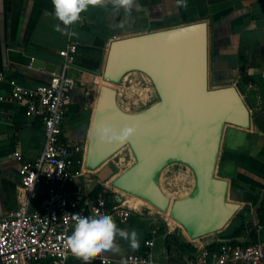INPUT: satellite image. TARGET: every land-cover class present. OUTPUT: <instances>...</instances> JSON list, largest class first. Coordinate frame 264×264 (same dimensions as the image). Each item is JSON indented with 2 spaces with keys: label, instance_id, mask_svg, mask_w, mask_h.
<instances>
[{
  "label": "crops",
  "instance_id": "obj_1",
  "mask_svg": "<svg viewBox=\"0 0 264 264\" xmlns=\"http://www.w3.org/2000/svg\"><path fill=\"white\" fill-rule=\"evenodd\" d=\"M52 12V0H0V97L10 94L12 80L27 88L47 84L63 65L59 52L71 40L78 42L77 59L68 72L74 84L63 138L84 145L85 159L100 88L106 84L103 72L110 46L118 39L206 22L209 85L236 87L251 113L249 128L226 126L219 153L217 175L229 183V201L240 206L230 223L220 232L191 240L183 228L170 226L154 212L131 208L129 220L117 218L116 223L129 233L136 231L138 246L117 236L118 250L105 251L114 260L110 264H127L128 254L143 251L148 239L153 240L156 264H188L210 242L231 236L243 224L242 239L264 240L258 217L264 201V0H132L130 9L114 0H97L81 13L82 23L68 26L77 33L71 37L56 30L61 22ZM43 148L42 119L28 117L21 104L0 100V219L26 200L19 170L23 161L39 158ZM109 161L94 171L85 168L79 183L93 192L98 185L112 191L107 185L116 173ZM43 200L36 196L30 208H38ZM65 264L101 262L70 256Z\"/></svg>",
  "mask_w": 264,
  "mask_h": 264
},
{
  "label": "water",
  "instance_id": "obj_2",
  "mask_svg": "<svg viewBox=\"0 0 264 264\" xmlns=\"http://www.w3.org/2000/svg\"><path fill=\"white\" fill-rule=\"evenodd\" d=\"M130 72L145 74L159 100L136 113L123 110L118 91L100 88L89 136L85 168L94 171L128 146L135 163L111 186L142 198L179 222L191 240L222 231L240 206L228 199L229 183L217 175L226 126L247 129L251 113L234 86L211 88L208 25L196 22L111 43L103 78L117 85ZM102 121L131 125L125 139L103 140L94 129ZM170 164H183L195 177L192 192L173 202L159 183ZM118 202H123L116 195Z\"/></svg>",
  "mask_w": 264,
  "mask_h": 264
},
{
  "label": "built area",
  "instance_id": "obj_3",
  "mask_svg": "<svg viewBox=\"0 0 264 264\" xmlns=\"http://www.w3.org/2000/svg\"><path fill=\"white\" fill-rule=\"evenodd\" d=\"M77 22L82 23L84 16ZM79 43L71 40L59 52L63 65L51 74L47 84L27 88L15 80L11 92L0 100L21 104L28 117L41 118L44 125V148L36 160L23 161L19 170L21 188L26 200L0 219V264H65L72 252L67 237L74 224L75 212L96 214L107 212L115 222L126 223L132 209L124 202L108 200L105 192H93L79 183L85 172V146L71 145L63 138L64 123L74 84L69 69L76 62ZM42 195L36 209L31 201ZM141 252L129 253L127 264H156L153 240L144 243ZM84 259V258H83ZM101 264L114 260L105 251L93 258ZM92 260V259H91ZM264 262V240L224 243L216 251L201 249L188 264H261Z\"/></svg>",
  "mask_w": 264,
  "mask_h": 264
},
{
  "label": "clouds",
  "instance_id": "obj_4",
  "mask_svg": "<svg viewBox=\"0 0 264 264\" xmlns=\"http://www.w3.org/2000/svg\"><path fill=\"white\" fill-rule=\"evenodd\" d=\"M52 15L61 23H57V31L69 37L77 35L68 26L80 20L81 13L97 0H52ZM115 4L131 8L132 0H114ZM185 3L186 0H177ZM135 128L131 125H118L111 121H102L95 129V135L103 140L125 139L132 135ZM73 230L67 237V243L73 253L81 255L85 260H91L103 251H116L119 245L116 237L130 239L133 246H138L137 233L132 230L121 229L111 214L101 212L96 214L75 212L73 215Z\"/></svg>",
  "mask_w": 264,
  "mask_h": 264
},
{
  "label": "rangeland",
  "instance_id": "obj_5",
  "mask_svg": "<svg viewBox=\"0 0 264 264\" xmlns=\"http://www.w3.org/2000/svg\"><path fill=\"white\" fill-rule=\"evenodd\" d=\"M105 85L112 86L118 91V103L120 107L130 113L140 112L159 100L150 78L140 72L128 73L122 82L117 85ZM210 87L212 88L213 86L210 85ZM110 160L109 162L113 164L115 175H119L135 163V158L128 146L122 148ZM114 176L108 181L107 189L112 190L115 194H121L127 199V194L112 188L110 185L111 179L114 178ZM159 183L164 193L169 196L173 202L176 199L188 196L192 192L195 186V177L187 166L183 164H170L161 172ZM127 201L130 202L128 199ZM130 208H132V206ZM139 211L145 213L148 211L154 212L156 216H160L167 224H170L165 214L159 212L157 209H151L146 206ZM170 226L173 225L170 224Z\"/></svg>",
  "mask_w": 264,
  "mask_h": 264
},
{
  "label": "trees",
  "instance_id": "obj_6",
  "mask_svg": "<svg viewBox=\"0 0 264 264\" xmlns=\"http://www.w3.org/2000/svg\"><path fill=\"white\" fill-rule=\"evenodd\" d=\"M103 192L105 191L104 187L102 185H98L94 192ZM106 197L110 202L114 201V193L112 191H106L105 192ZM255 203V202H254ZM257 203V202H256ZM133 214V212H132ZM258 217L259 221L262 225H264V201L261 203V205L258 208ZM245 225L243 224L240 228H238L231 236L225 237V239H218L210 242L206 248L210 251H216L218 248H220L221 245L224 243H238L242 240L241 236L244 233ZM253 235V233H252ZM169 239V238H168ZM180 245V244H179Z\"/></svg>",
  "mask_w": 264,
  "mask_h": 264
},
{
  "label": "bare ground",
  "instance_id": "obj_7",
  "mask_svg": "<svg viewBox=\"0 0 264 264\" xmlns=\"http://www.w3.org/2000/svg\"><path fill=\"white\" fill-rule=\"evenodd\" d=\"M105 81V80H104ZM106 82V81H105ZM106 84H109L108 82H106ZM105 85V84H104ZM112 85V84H111ZM109 86V85H108ZM124 172V171H123ZM121 174V173H120ZM116 178V177H115ZM127 194V193H125ZM128 195V200L130 202L127 201V204L130 206H132L133 209L135 210H141L143 207H148V208H151V209H157L154 205H152L151 203H149L148 201L142 199V198H139L137 196H134V195H131V194H127ZM158 210V209H157ZM170 211H171V207L169 208V211L167 213H164L165 216H166V219L169 221L170 224L172 225H177V226H180L182 227V225L177 222L176 220H174L171 216H170ZM183 228V227H182Z\"/></svg>",
  "mask_w": 264,
  "mask_h": 264
}]
</instances>
